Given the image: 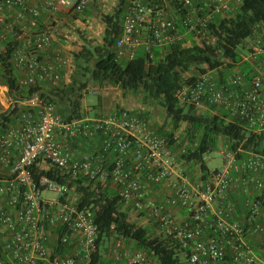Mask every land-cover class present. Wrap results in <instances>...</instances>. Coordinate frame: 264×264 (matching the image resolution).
Returning <instances> with one entry per match:
<instances>
[{
	"label": "built area",
	"instance_id": "built-area-1",
	"mask_svg": "<svg viewBox=\"0 0 264 264\" xmlns=\"http://www.w3.org/2000/svg\"><path fill=\"white\" fill-rule=\"evenodd\" d=\"M153 1H159L155 3ZM129 0L114 49L118 62L134 58L141 46L148 61L156 47L183 41L195 43L216 18L231 15L241 0ZM89 0H0V55L11 48L10 62L19 88L43 89L60 81L59 67L67 58L42 55L52 44L51 30L41 25V12L53 16L62 10L80 14ZM177 5L179 22L164 16L166 7ZM184 45V42H183ZM57 62V63H56ZM7 93V90H6ZM1 94V93H0ZM8 96V95H7ZM183 105L197 110L223 111L237 119L246 132H264V30L253 32L240 47L239 61L224 79L215 70H198L195 79L174 94ZM0 114L16 109L13 123L0 131V264H158L152 254L135 247L132 240L114 231L98 244L95 210L79 208L73 186L33 171L54 170L58 176L90 184L96 192L112 189L122 203L126 220L187 249V264H222L231 249V264H264L242 247L247 232L264 233L257 223L264 206V158L236 153L222 145L219 167H207L205 179L192 182L178 156L187 142L153 130L138 111L119 107L95 118L64 120L55 106L37 90L10 99ZM91 141L93 148L80 156L73 142ZM206 163L207 154L202 158ZM245 174L259 198L246 201L241 221H232L233 206L227 196L236 186L235 174ZM166 187L163 201L151 197L150 187ZM50 192L52 197L43 193ZM215 202L219 207L213 209ZM185 213L178 222L172 209Z\"/></svg>",
	"mask_w": 264,
	"mask_h": 264
},
{
	"label": "trees",
	"instance_id": "trees-1",
	"mask_svg": "<svg viewBox=\"0 0 264 264\" xmlns=\"http://www.w3.org/2000/svg\"><path fill=\"white\" fill-rule=\"evenodd\" d=\"M115 2L112 14L100 15L104 27L101 44L92 47L84 45L73 56L84 81L77 83L72 80L68 85L59 83L43 89L19 88L9 61V47L6 53L0 55V85L6 86L8 97L12 100L20 99L41 90L42 97L55 106L58 114L64 120H70L82 117L80 99L87 81L99 87H114L132 95L142 94L145 99L154 100L161 106L173 130L181 124L185 125L183 136L188 140V146L178 156V161L197 165L202 180L207 171L202 158L217 149L218 138L223 140V145H227L230 151L236 153V159H244L248 154L264 158V132L257 135L248 133L237 119L227 120L223 111L198 113L192 105L180 104L174 97L175 91L182 84L195 79V75L190 73L198 68L202 71L215 70L221 79L227 76L239 61L243 41L252 36L253 32L264 30V0H241L231 15L216 18L209 23L199 44L191 42L190 46H184V41H181L163 47L160 56L153 51L154 58L151 61L139 51L127 62L116 60L114 44L120 34L121 21L127 12L129 0ZM173 8L180 17L183 11H179V7L174 4ZM166 11L164 16L167 17ZM16 113V109H9L0 114V131L13 123ZM140 115L148 119L143 113ZM158 133L170 139L173 136L172 132L166 134L159 130ZM41 175L67 184L68 187L73 186L76 205L95 210L98 244L108 237L109 228L113 225L115 232L132 240L135 247L144 253L152 254L158 264H187V249H179L176 243L156 233L151 226L140 227L129 223L126 214L121 211L123 205L112 189L96 193L90 184L82 186L79 180L58 176L54 170L42 172L34 169L35 180ZM223 263L231 264L228 255H225Z\"/></svg>",
	"mask_w": 264,
	"mask_h": 264
},
{
	"label": "crops",
	"instance_id": "crops-1",
	"mask_svg": "<svg viewBox=\"0 0 264 264\" xmlns=\"http://www.w3.org/2000/svg\"><path fill=\"white\" fill-rule=\"evenodd\" d=\"M102 1L107 2V3L109 2L110 6L114 9L115 4H116L115 0H109V1L102 0ZM230 2L233 6L234 0H230ZM166 9H167L166 12L168 14L167 17L172 18L175 22H179V16L178 14H176V9L173 8L172 6L171 7L168 6L166 7ZM104 14H108V13H104ZM74 15L75 14H73L67 9L62 10L58 14L53 15V16H49L44 11H42L40 19H39V23L41 25H44L50 28L51 36H52V44L50 48H48L45 51V53L42 55L41 57L42 60L46 63L47 62L55 63L54 58L56 55H58L62 58H67V60L69 61L68 65L59 67V71H60L59 83H61L62 85H68L72 80H75L77 83L84 81V78L82 76L79 66L74 63L73 56L74 54L78 53V51L84 45L90 46V47L96 46V45L89 44V42L87 41L83 42V40L78 41L77 46L70 45L72 42L71 40H77V39H74L72 36H70V31H69L70 26L72 25L78 26L79 24L83 26L86 25V29L88 30V32H90L89 29H90L91 23L92 22L95 23L97 21V18L95 15H93L91 18H88V16H86V19H84V17H81V16L73 17ZM99 28L100 29L98 32L101 33L103 37L104 27L102 23L99 25ZM86 38L89 39L90 37L87 36ZM139 51H142L141 46L138 47L136 52H139ZM154 51L162 55L163 47L162 48L156 47ZM14 73L17 78L21 75V73L16 70H14ZM58 84L54 86H57ZM48 85L49 84L44 85L43 88L48 87ZM2 88L4 89V92H6L7 90L6 86H2ZM85 89H86V92L89 91L88 81H87ZM92 90H94L93 92L101 93L100 91H96L98 90L97 85H93ZM103 98L104 97L102 95V101H99V103L96 106L88 107L86 108L84 112L80 111L81 114L84 115L82 117L95 118V117H99L103 114H106L112 111L113 108H109V106L106 105V102ZM1 103L3 104L2 100H1ZM149 122L151 124L152 129L156 130L152 121L149 120ZM70 147L76 152L77 156H80L82 154H85L91 151L93 148V143L91 141H86V142L77 141V142H73L70 145ZM189 171H192V167H189ZM234 176L237 181L236 186L232 189V191H230L229 195L227 196V202L233 206V214L231 216V220L241 221L243 220L245 213H246V209H245L246 201H252L253 199H256V198L262 201V199L258 197L260 193L253 188L251 182H249L248 180L244 181L245 174L237 173ZM149 189L151 191L150 192L151 197L154 198L156 201L164 200L166 193H167L166 187L160 188V187L151 186ZM219 206H220L219 203L215 202L212 208L216 209ZM171 213H172V216L175 218V220L178 222H183L186 219L185 213L183 212V210L179 208L172 209ZM257 221H258L257 223L262 224L264 226V213L260 212V216L258 217ZM242 247L244 249L250 250V252H252L254 255H256L258 258L264 261V233L247 232L245 236L243 237ZM232 253L233 252L231 249L226 250V255L229 256L230 261H231Z\"/></svg>",
	"mask_w": 264,
	"mask_h": 264
},
{
	"label": "rangeland",
	"instance_id": "rangeland-1",
	"mask_svg": "<svg viewBox=\"0 0 264 264\" xmlns=\"http://www.w3.org/2000/svg\"><path fill=\"white\" fill-rule=\"evenodd\" d=\"M109 1V0H108ZM198 0H194L196 2ZM231 4V2H230ZM113 11V8L110 6L109 2H104L102 0H90L85 10L77 15H74L73 17L81 16L86 19V16L88 18H91L93 15L96 16L97 21L94 23H91L90 29H86V25H72L69 27L70 36H72L74 39L77 40H71V46H77L78 41L83 40L89 42L91 45H99L102 42V35L99 33V25L101 24L100 21V15L104 13L111 14ZM99 24V25H98ZM88 34V35H87ZM89 36L90 38L87 39L86 37ZM183 41L184 46H190L191 42H194L193 37H191L188 34L183 35ZM160 56V54L158 55ZM199 68L197 70H194L190 73V75H196ZM83 79V78H81ZM93 83H88V89L89 91L86 92V89H84V92L82 93V97L80 99V111L84 112L86 108L96 106L99 101H102V95L103 99L106 102V105L109 106V108L115 109L116 107H123L130 110L138 111L139 113H143L146 115L148 120L152 121L154 127L156 128V131L164 133H173V136L177 137V140L180 143L187 142L188 140L184 138L183 132L185 129V125L181 124L180 127L176 130L172 129V125L169 122V119H167L163 109L161 106L154 100L151 99H145L142 94L139 95H132L129 93H124L121 90L105 86V87H99L98 90L101 93L93 92ZM0 96L1 100L3 102L4 107L1 108L3 110L5 106L8 104V96L7 93L4 92V89L2 88V85H0ZM103 103V102H102ZM198 113H211V110H197ZM82 116H84L82 114ZM218 146L217 149H214L210 153L207 154L209 160L206 161V166L211 169L215 167H219L221 165V157L218 155V152L220 150V147L223 145V140L221 138H218L217 140ZM179 162V161H178ZM186 168V173L189 175L192 182L198 180V167L194 164H183ZM189 166L192 167V171H189ZM43 196L45 197H52L53 195L50 192L43 193ZM261 212L264 213V207L261 209Z\"/></svg>",
	"mask_w": 264,
	"mask_h": 264
}]
</instances>
